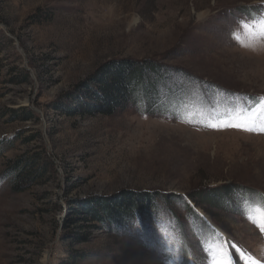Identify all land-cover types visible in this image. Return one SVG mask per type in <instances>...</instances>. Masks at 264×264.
<instances>
[{
    "label": "rangeland",
    "instance_id": "374dc122",
    "mask_svg": "<svg viewBox=\"0 0 264 264\" xmlns=\"http://www.w3.org/2000/svg\"><path fill=\"white\" fill-rule=\"evenodd\" d=\"M262 21L264 0H0V264H264ZM131 64L134 99L79 110ZM241 113L255 131L205 126ZM141 193L143 217L89 220Z\"/></svg>",
    "mask_w": 264,
    "mask_h": 264
},
{
    "label": "trees",
    "instance_id": "16d2710c",
    "mask_svg": "<svg viewBox=\"0 0 264 264\" xmlns=\"http://www.w3.org/2000/svg\"><path fill=\"white\" fill-rule=\"evenodd\" d=\"M103 74V77L98 76L96 78V90L92 89L94 96L96 95L95 101H93L91 105H78L80 111H85L88 114H111L115 109L123 106L125 103L131 101L132 99H134V97L137 96L135 92L138 91H134V89L138 87L137 89L139 90V87L141 85L139 84V81H141L140 79L144 75V73L142 72V67L134 64H131L129 66H119L116 70L108 69ZM141 92H143V90L140 91V93ZM23 158L24 156L19 157L14 161L13 165H11V172L14 182L18 178H20V176L24 172V169L26 168V166H28L26 159ZM33 175L34 174H32V178ZM224 193V191H220L212 194L210 196L211 201L215 200V202H218L220 196ZM208 194L209 193H206L201 197L194 195L190 196L194 202L198 199L201 203H203V197L207 196ZM239 198L247 207L251 206L248 203L253 202L251 200L254 199L252 197L244 196V194H240ZM154 202V196L152 194L141 193L131 196L127 195V197L121 199L115 204L100 202L93 205L92 202H87L85 208L90 216L89 220L91 221H98L107 225L111 223L120 224L130 221L134 214L143 217V214L150 213V211H152V209L154 208ZM71 219H73V217H71ZM80 226L89 228L95 225H86L82 223ZM74 235L76 236V238H83L82 240L85 241L87 240L85 234L75 233ZM79 256L80 258H84V252H80Z\"/></svg>",
    "mask_w": 264,
    "mask_h": 264
},
{
    "label": "snow or ice",
    "instance_id": "6c2138e0",
    "mask_svg": "<svg viewBox=\"0 0 264 264\" xmlns=\"http://www.w3.org/2000/svg\"><path fill=\"white\" fill-rule=\"evenodd\" d=\"M261 23L264 24V21H262ZM259 102L261 105H264V97H260ZM205 126L213 128L215 130H221L224 128H236L237 130H243L249 132H253L256 130L254 121L249 122V118L245 117L243 113H241L237 117H224L213 120L210 123L206 124ZM260 132L261 134H264V128H261ZM249 219H251V217H249ZM259 227H260V231L264 232V224H261Z\"/></svg>",
    "mask_w": 264,
    "mask_h": 264
},
{
    "label": "bare ground",
    "instance_id": "6f19581e",
    "mask_svg": "<svg viewBox=\"0 0 264 264\" xmlns=\"http://www.w3.org/2000/svg\"><path fill=\"white\" fill-rule=\"evenodd\" d=\"M262 139H264V137H262Z\"/></svg>",
    "mask_w": 264,
    "mask_h": 264
}]
</instances>
